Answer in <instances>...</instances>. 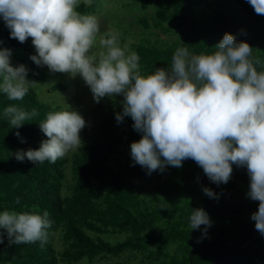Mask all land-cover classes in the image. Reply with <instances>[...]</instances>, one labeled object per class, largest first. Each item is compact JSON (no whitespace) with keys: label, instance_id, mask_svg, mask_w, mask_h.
Listing matches in <instances>:
<instances>
[{"label":"trees","instance_id":"1","mask_svg":"<svg viewBox=\"0 0 264 264\" xmlns=\"http://www.w3.org/2000/svg\"><path fill=\"white\" fill-rule=\"evenodd\" d=\"M126 1L121 6L134 9L131 18L111 25L103 36L118 32L120 45L139 55L142 75L170 67L180 47L193 55L213 53L226 32L248 42L260 62L257 70H264V15L248 0ZM98 2L80 0L76 10L93 14ZM0 49L10 50L11 64L25 65L33 81L22 100L0 92V212L47 211L52 221L43 244L10 245L5 233L0 264H264V235L251 218L259 202L247 195L246 166L234 164L231 179L220 184L192 159L149 175L131 157V143L142 133L133 129L130 116L116 121L122 95L94 100L82 145L63 158L18 161L17 151L39 149L48 139L39 123L49 112L72 109L39 98L33 85L44 84L47 71L31 59L29 39L11 38L2 17ZM66 88L63 82L50 86L58 92ZM10 105L38 114L12 127L4 115ZM205 187L216 195L207 196ZM196 208L212 222L206 232L204 225L190 229Z\"/></svg>","mask_w":264,"mask_h":264},{"label":"clouds","instance_id":"2","mask_svg":"<svg viewBox=\"0 0 264 264\" xmlns=\"http://www.w3.org/2000/svg\"><path fill=\"white\" fill-rule=\"evenodd\" d=\"M88 5L91 0H84ZM258 15H264V0H248ZM80 0H0V17L10 29L11 38L24 43L29 37L36 54L31 59L46 65L53 73L77 75L89 86L93 99L123 96L125 116L133 129L142 133L131 143L134 163L147 170L163 171L166 165L181 167L194 160L207 177L227 183L233 165L246 166L250 177L247 193L258 201L252 214L255 228L264 235V70L246 41L225 33L211 54L193 55L177 48L170 67L157 68L148 75L139 71L140 57L119 42L118 32H108L93 50L100 32L98 18L76 10ZM28 69L10 62V50L0 49V92L12 101L22 100L33 82ZM38 113L10 105L4 110L12 127L19 128ZM48 139L39 149L17 151L23 161L55 163L82 145L80 133L86 121L76 110L52 111L39 123ZM19 136V132L16 133ZM163 158V159H162ZM209 197L216 194L205 187ZM190 229L211 226L203 208L193 209ZM52 221L49 213L0 212V243L5 233L9 244L47 241Z\"/></svg>","mask_w":264,"mask_h":264},{"label":"rangeland","instance_id":"3","mask_svg":"<svg viewBox=\"0 0 264 264\" xmlns=\"http://www.w3.org/2000/svg\"><path fill=\"white\" fill-rule=\"evenodd\" d=\"M121 2H127L126 0H99L96 10L93 14L98 18L100 25V32L97 34L96 43L93 50L97 53L104 51L100 47L99 41L103 36V32L110 30L111 25L121 23L126 24V21L131 18L134 11L127 8H123ZM136 10V9H135ZM32 50L36 54L34 45L32 44L31 37L28 38ZM47 71L46 82L41 84L39 82L34 83V87L37 90L39 98L52 105L60 103L63 107H68L72 110L80 112L86 121V126L89 124L88 111L90 106H93L94 99L93 94L79 75L72 77L66 73H53L49 71L48 67L44 65ZM63 82L67 88L64 92L52 91L50 86L53 83ZM81 140L84 138L83 133H80ZM73 151V150H71ZM70 152V151H69ZM114 240V236L111 237Z\"/></svg>","mask_w":264,"mask_h":264}]
</instances>
